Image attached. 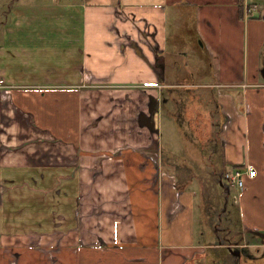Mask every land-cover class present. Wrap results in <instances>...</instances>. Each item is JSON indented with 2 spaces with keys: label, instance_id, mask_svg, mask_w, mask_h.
Segmentation results:
<instances>
[{
  "label": "crops",
  "instance_id": "1",
  "mask_svg": "<svg viewBox=\"0 0 264 264\" xmlns=\"http://www.w3.org/2000/svg\"><path fill=\"white\" fill-rule=\"evenodd\" d=\"M260 1L76 0L10 14L0 40V264H200L220 249L215 224L206 220L208 243L195 234L206 203L178 178L193 167L171 163L160 144L169 101L197 144L219 126L221 164L255 167L238 190L242 241L231 246L256 244L264 264ZM188 7L198 43L178 26ZM195 43L200 53L187 58ZM152 98L154 124H141Z\"/></svg>",
  "mask_w": 264,
  "mask_h": 264
},
{
  "label": "rangeland",
  "instance_id": "2",
  "mask_svg": "<svg viewBox=\"0 0 264 264\" xmlns=\"http://www.w3.org/2000/svg\"><path fill=\"white\" fill-rule=\"evenodd\" d=\"M72 1L76 0H0V40L4 39L3 35L4 32L1 29V25L3 22H7L10 18V14L15 11L21 12L22 14H29L31 16L32 13H39L41 11L45 12L46 14L55 13L63 9L61 6L72 3ZM88 1H110V2H117L118 0H88ZM124 2V0H120ZM258 9L261 15L264 16V1H260L258 3ZM53 24H55L53 22ZM196 41V40H195ZM179 45V44H178ZM177 45V46H178ZM186 48L185 44L180 46V50H184ZM189 49V48H186ZM191 54H187V58H197L198 54L200 53L198 47L195 46L192 49H189ZM184 54L185 51H182ZM205 54V53H204ZM264 56V51H263ZM202 65H205V60ZM190 65L194 66L195 64L191 63ZM181 69V74L184 71L182 63L178 66ZM191 67V66H188ZM207 67V64H206ZM192 68V67H191ZM199 70H193V75L196 77L191 79L190 73L185 74V79H191L192 81L197 82L200 78L196 75V73L200 76ZM211 76H205L204 82H207ZM196 91L199 93L204 94L205 89L201 87H197ZM216 93V91H214ZM211 95V94H210ZM171 101L168 103V107L160 108V117H159V140L160 144L163 148L165 156L172 155L170 158L171 163H185L193 167L194 173L189 175L183 174L180 175L178 178L179 180L187 183L189 188L191 187L196 188V190L191 191L193 195V199L197 202H205L207 209L206 215L207 218L205 219L201 213L200 208L196 207L195 212V234L197 238H200L203 243L205 242L208 237L212 236V233L205 228L206 220L209 224L214 225L217 224L216 231L219 235H222V231L224 228L223 222H227L228 220H232L234 222L232 230L234 233L240 232L239 220L236 218L238 213L237 201L234 200L233 195L237 199L238 190L239 188L230 183L225 182V186L221 185L217 182V179L223 174L222 168L229 169L226 164H221V156L222 154V139H221V130L219 126L215 123L212 127V137L202 139L197 142L192 141L184 132L177 126L176 122L174 121L173 117L169 115L170 110L172 108ZM212 108V106H210ZM211 115L216 118V121L222 120L219 116L218 111H210ZM218 118V119H217ZM214 121V122H216ZM169 162V161H168ZM172 164V165H173ZM208 166H207V165ZM213 171V172H212ZM198 173L202 175H198ZM227 186V187H226ZM217 204V205H216ZM215 206H219L221 208L216 209ZM219 211V212H218ZM218 212V213H217ZM223 213V215H219ZM222 222V223H221ZM211 228V227H210ZM197 229V230H196ZM208 236V237H207ZM220 237V236H219ZM223 237L226 235L223 234ZM215 238L214 235L212 237ZM216 239V238H215ZM249 239V238H248ZM246 239V240H248ZM250 240V239H249ZM242 241V240H241ZM248 245H228L231 247L235 254L228 253L226 247L221 246L220 249H210V254L204 256V261L200 262V264H253L254 262L263 263L262 258L259 256H255V253H259L261 255L262 249L257 247L256 244H252L250 241L247 243ZM203 245V244H202ZM227 246V245H226ZM215 248V247H213ZM256 250V251H255ZM249 252L248 256H245V252ZM236 252L241 253L239 256ZM255 256V257H251ZM254 259L255 261H251L250 259Z\"/></svg>",
  "mask_w": 264,
  "mask_h": 264
},
{
  "label": "trees",
  "instance_id": "3",
  "mask_svg": "<svg viewBox=\"0 0 264 264\" xmlns=\"http://www.w3.org/2000/svg\"><path fill=\"white\" fill-rule=\"evenodd\" d=\"M178 13H177V16H181V14L183 13V11L185 12V14L182 15V17H180L179 21H180V24L178 26H182V27H189L191 29H195V13L193 15V11L191 8H180L178 9ZM191 12V13H188V12ZM242 15V14H241ZM182 19V20H181ZM195 40L196 42L198 43L199 41V34L197 33L196 29H195ZM193 32V33H194ZM228 166V165H227ZM229 167V166H228ZM232 168H237V167H240L238 165H232L231 166ZM229 167V168H231ZM227 169H225L224 167L222 168V172L223 171H226ZM221 178V176L219 177ZM217 182H219V180L217 179ZM217 205V204H216ZM216 209L218 208H221L219 206H215ZM207 210V209H206ZM219 212V211H218ZM217 212V213H218ZM219 215H223V213H220ZM223 222V225H224V228L223 231H222V235H219L220 237H218V241H220V243L223 244L224 247H226V250L228 253L231 254L230 250L228 249V245H232L233 243H241V240H242V237L239 235L240 232H237V233H234L233 231L231 230H228L226 228V222L225 221H222ZM221 222V223H222ZM215 227H217V224L215 223ZM223 234L226 235V237H223ZM227 245V246H226ZM251 261H255L254 259H252ZM258 262V261H257ZM257 262H254L253 264H257ZM258 264H261V263H258Z\"/></svg>",
  "mask_w": 264,
  "mask_h": 264
},
{
  "label": "built area",
  "instance_id": "4",
  "mask_svg": "<svg viewBox=\"0 0 264 264\" xmlns=\"http://www.w3.org/2000/svg\"><path fill=\"white\" fill-rule=\"evenodd\" d=\"M246 11L248 13H251V11L255 8L252 6L247 5ZM256 174V169L254 166L250 164H246L237 168H231L223 172L221 175L222 179H224L226 182L230 183V185L236 186L239 189L244 187V179L246 177L252 178ZM234 200L237 201L236 197L233 195Z\"/></svg>",
  "mask_w": 264,
  "mask_h": 264
},
{
  "label": "water",
  "instance_id": "5",
  "mask_svg": "<svg viewBox=\"0 0 264 264\" xmlns=\"http://www.w3.org/2000/svg\"><path fill=\"white\" fill-rule=\"evenodd\" d=\"M151 106H150V114H149V116H141V118H140V122H141V124H148L149 126H153V124H154V121H153V114L156 112V110H157V107H158V101L157 100H155L154 98H152L151 99V104H150ZM221 181V180H220ZM228 249L230 250V252L231 251H233L232 250V248L231 247H228Z\"/></svg>",
  "mask_w": 264,
  "mask_h": 264
},
{
  "label": "flooded vegetation",
  "instance_id": "6",
  "mask_svg": "<svg viewBox=\"0 0 264 264\" xmlns=\"http://www.w3.org/2000/svg\"><path fill=\"white\" fill-rule=\"evenodd\" d=\"M232 250H233V249H232ZM231 253L235 254V251L233 250V251H231ZM236 254H238L239 256H241V255H240L241 253H239V252H238V253L236 252ZM245 256H248V253H247V252H245Z\"/></svg>",
  "mask_w": 264,
  "mask_h": 264
}]
</instances>
